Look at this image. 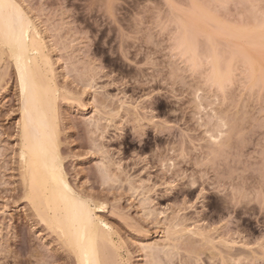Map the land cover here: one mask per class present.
Masks as SVG:
<instances>
[{
	"label": "rangeland",
	"instance_id": "1",
	"mask_svg": "<svg viewBox=\"0 0 264 264\" xmlns=\"http://www.w3.org/2000/svg\"><path fill=\"white\" fill-rule=\"evenodd\" d=\"M16 1L53 64L67 179L100 203L126 264H264V40L246 35L264 25V0ZM198 15L213 45L208 33L184 35L180 17L195 27ZM243 40L260 66L251 77L230 53ZM5 51L0 264H75L24 197L20 92Z\"/></svg>",
	"mask_w": 264,
	"mask_h": 264
},
{
	"label": "bare ground",
	"instance_id": "2",
	"mask_svg": "<svg viewBox=\"0 0 264 264\" xmlns=\"http://www.w3.org/2000/svg\"><path fill=\"white\" fill-rule=\"evenodd\" d=\"M27 13L16 0H0V52L4 53V50L7 51L5 52L11 59L17 75L20 92L18 155L24 197L30 202L36 215L49 229L55 232L71 252H73L75 264H126V260H124L119 253V246H117L118 244L115 240V231L108 226L98 214L101 208L100 203L74 190L67 179L62 162L63 159L59 150V122L57 114V98L59 94L58 88L54 82L53 64L51 65L48 56L44 52V44L46 42L44 43L35 22ZM205 17L206 16L203 17L198 15L200 24H197L198 26L200 25V27L196 25L194 27L196 21H191L188 18L187 20L190 21L188 26L186 24L187 22L183 20L185 17L182 18L181 16L180 18L182 21L180 20V26L184 29V35L186 32L192 34L202 32V34L205 33L206 35L208 33L207 36L204 34L207 37L208 43H212L215 37L218 38L217 36H212L213 33L211 34L205 31V29L202 30L201 21L202 19H206ZM215 23L217 24V21ZM258 25V28L251 29L254 32L258 30V35L257 33L246 34L249 35L252 40H254L253 37H251L253 35H255L256 38L259 37L264 40V25L262 22ZM255 29L257 30L255 31ZM240 30H236L238 32L236 37H234L236 35L235 30H228L229 32H233V34H235L234 36L228 35V31L224 32V34L226 33V35H228V37L231 36V38L239 37L241 39ZM218 32L219 31L216 30L214 34L220 35L221 32L223 33L222 30ZM243 32L244 30L242 33ZM250 32L251 31H249V33ZM224 34H222V36H224ZM243 34H245V32ZM250 38L248 37V39ZM187 40L190 41L189 38ZM245 42L242 45L245 46V44H247ZM232 44V47L236 46V43L234 44V42H232ZM239 44L237 43L239 49L237 48V50L234 48L233 50L232 48L230 53L233 54V57H238L239 55L243 58L245 64H247L245 67L246 71L244 70L243 72L249 73V77H251V75L255 73L256 66L260 68L258 65L259 62H257L256 65L257 59L250 54L252 50L249 51V48L247 49L246 46L245 48L244 46L241 48L240 46L242 45ZM211 45H213V43ZM190 50L193 49L190 48ZM253 55H255L254 52ZM211 57L216 59V55ZM212 59L213 58H211V60ZM228 60L230 59L228 58ZM215 63L216 64H212L213 66L211 65L212 71L210 73L212 74V81H216L217 83H215L218 84V82L221 81L219 78L222 77L225 79V77H223L225 74L222 75L221 67H219L223 64L220 65L219 61V65L216 61ZM229 68L230 64L229 67H227V71ZM262 68L263 67H261V70ZM175 221L174 223L172 222L173 226H175V228H177L176 226L180 228L181 224ZM182 228L183 231L182 229L177 231H187L195 234V232H193L194 230H188L186 227L184 229L183 226ZM173 231L175 232V230ZM142 248L145 250L152 249V245H150L149 242L148 244L143 243Z\"/></svg>",
	"mask_w": 264,
	"mask_h": 264
}]
</instances>
